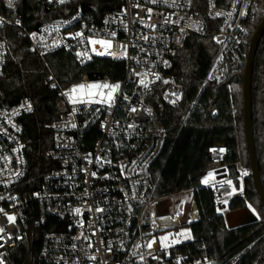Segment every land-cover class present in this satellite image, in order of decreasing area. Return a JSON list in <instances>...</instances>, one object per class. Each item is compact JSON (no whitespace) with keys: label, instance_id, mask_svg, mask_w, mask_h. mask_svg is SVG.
<instances>
[{"label":"built area","instance_id":"1","mask_svg":"<svg viewBox=\"0 0 264 264\" xmlns=\"http://www.w3.org/2000/svg\"><path fill=\"white\" fill-rule=\"evenodd\" d=\"M26 5L69 14L35 19L30 27L23 15ZM257 13L255 0H11V6L0 0V29L15 27L27 38L48 71L47 83L59 91L61 110L51 124L54 142L48 154L54 167L28 191L20 118L33 104L22 99L11 106L0 97V264H19L17 255L22 260L36 247L40 234L31 229L35 226L49 228L39 264H214L206 249L194 256L153 241L181 227L186 213V225L201 220L194 186L156 195V164L170 139L169 128L156 117L159 109L179 107L184 100V86L169 70L188 38H213L217 52L204 84L223 82L246 62L250 23ZM59 51L73 53L80 65L96 57L122 61L123 76L113 80L103 74L90 80L87 74L62 86L47 61ZM7 54V43L0 38V76ZM89 84L104 87L103 96L77 90ZM196 104L197 99L189 102L185 114ZM208 153L199 183L212 190L217 209L225 215L235 195L224 161L234 150L218 141ZM236 168L242 180L251 173L241 161ZM172 198L179 199L176 211L164 213L162 203Z\"/></svg>","mask_w":264,"mask_h":264},{"label":"trees","instance_id":"2","mask_svg":"<svg viewBox=\"0 0 264 264\" xmlns=\"http://www.w3.org/2000/svg\"><path fill=\"white\" fill-rule=\"evenodd\" d=\"M255 1L258 13L250 23V42L264 19V0ZM74 5H70L72 10ZM24 9V20L30 27L35 19L69 14L60 8L47 10L26 5ZM0 38L8 46L6 64L0 76V97L11 106L22 99H29L33 104L32 110L20 118L28 159L27 179L31 182H28L27 190L30 191L37 188L43 176L54 167L48 152L54 142L51 124L61 112L60 94L47 83L45 65L30 49L27 38L19 29L3 27ZM248 51L249 46L246 62ZM216 52L217 45L210 35L201 39L190 37L171 63L169 72L184 86L185 95L179 107L166 106L157 112L156 122L169 128L170 139L156 164V195H169L185 186L196 188L195 198L201 220L192 225L193 240L177 246V249L192 252L194 256H200L206 249L214 264H229L233 256L245 250L234 264H264V204L252 174H245L242 180L236 168L237 161H241L243 167L251 168L244 114L246 62L241 70L230 72L223 82L204 84ZM47 61L62 86L79 82L91 73L106 74L113 80H119L124 72L122 61L96 57L80 65L73 53L65 51L49 55ZM196 99V106L186 115V105ZM252 100L255 144L264 185V35L253 68ZM218 141L225 142L234 150L224 162L228 164L229 177L235 187H240L241 182L244 184V197L233 198L229 207L233 210L252 204L261 216L256 222L229 228L224 215L216 207L212 190L199 183L198 175L209 159L208 149ZM31 229L40 234L35 237L36 247L29 254L24 253L22 260L19 253V264H39L37 256L43 235L49 228L35 226Z\"/></svg>","mask_w":264,"mask_h":264},{"label":"water","instance_id":"3","mask_svg":"<svg viewBox=\"0 0 264 264\" xmlns=\"http://www.w3.org/2000/svg\"><path fill=\"white\" fill-rule=\"evenodd\" d=\"M84 9H88L85 4ZM264 35V19L256 30L249 46L247 62L244 74V114H245V134L247 141V149L250 158L251 174L254 179L257 192L264 204V185L261 176L260 162L258 159L255 134L253 126V110H252V78L253 68L256 59V53L260 44V41ZM101 73L89 74L90 80H98L102 78ZM226 224L229 228L239 227L242 225L250 224L259 220L257 214L248 206H244L238 209L228 211L225 215ZM251 246V245H250ZM249 246V247H250Z\"/></svg>","mask_w":264,"mask_h":264},{"label":"rangeland","instance_id":"4","mask_svg":"<svg viewBox=\"0 0 264 264\" xmlns=\"http://www.w3.org/2000/svg\"><path fill=\"white\" fill-rule=\"evenodd\" d=\"M77 90L82 94H85V93L97 94L98 93L100 96H103L104 94V87H101L99 84H89L86 87L84 86L78 87ZM230 184H231L232 193L233 195H235V197H238L243 194V191H244L243 182H241V185L238 188L235 187V184L233 181H231ZM186 198L189 203L190 196ZM178 200L179 199L177 198H172L162 203L164 213H171V214L174 213L177 209ZM247 206L251 208L257 214L259 219L261 218L260 213L252 204H248ZM186 219H187V213L182 218L183 225L181 227L168 230V231H164L154 236L153 241L158 242L161 245V247H175L185 242L192 241L194 238L193 232H192V226L185 224Z\"/></svg>","mask_w":264,"mask_h":264},{"label":"snow or ice","instance_id":"5","mask_svg":"<svg viewBox=\"0 0 264 264\" xmlns=\"http://www.w3.org/2000/svg\"><path fill=\"white\" fill-rule=\"evenodd\" d=\"M60 2L61 3H63L64 2V0H60ZM153 2H155V0H153ZM9 6H11V0H9ZM217 15H219V13H217ZM17 23H19L18 21H17ZM0 26H2V25H0ZM147 39V38H146ZM101 43H104V42H101ZM51 79V78H50ZM141 83H142V81H141ZM165 83H167V81H165ZM53 87H55V85H52ZM80 87H83V86H80ZM105 87H108V85H105ZM115 88H118L119 87V85H116V86H114ZM73 92L75 91V89H73L72 90ZM29 110H31V106L29 105ZM133 111H135V109H132ZM93 175H95V173H93ZM211 175V174H210ZM230 183V182H229ZM0 199H3V197H0ZM3 211V209H0V212H2ZM75 211H76V213H79L80 212V209H75ZM97 211H102V209H97ZM6 216H7V219H8V221L10 222V223H14L15 222V217L14 216H12V215H7V214H5ZM4 232V228H0V233H3ZM3 239V236H0V240H2ZM0 247H3V245L2 244H0ZM147 247H149V248H151V244H149ZM92 259H95V257H92Z\"/></svg>","mask_w":264,"mask_h":264}]
</instances>
